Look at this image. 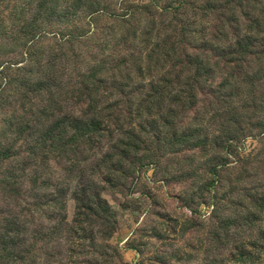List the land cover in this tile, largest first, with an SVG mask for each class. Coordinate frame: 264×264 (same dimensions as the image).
Returning a JSON list of instances; mask_svg holds the SVG:
<instances>
[{"label": "rangeland", "instance_id": "obj_1", "mask_svg": "<svg viewBox=\"0 0 264 264\" xmlns=\"http://www.w3.org/2000/svg\"><path fill=\"white\" fill-rule=\"evenodd\" d=\"M209 1L0 0V264H264V0Z\"/></svg>", "mask_w": 264, "mask_h": 264}, {"label": "trees", "instance_id": "obj_2", "mask_svg": "<svg viewBox=\"0 0 264 264\" xmlns=\"http://www.w3.org/2000/svg\"><path fill=\"white\" fill-rule=\"evenodd\" d=\"M178 1L180 2L179 6L181 9L184 7V5H186V3L190 2V1H194L195 4L199 1L205 2L206 5L211 4V2L209 0H178ZM186 25H188V24L187 23L182 24L183 29L186 28ZM186 33H188L187 37H190L192 35L190 33V31H188ZM218 33H219V31H218ZM212 34H214V33H212ZM235 39H236L235 40V45H236L235 48L236 49L237 48L243 49L245 45L242 43V39L240 38V36L235 37ZM189 47H190L191 51H193V53L191 54V52H189V51L185 52V50H183L182 52L185 55V57H187V58L184 61H182L181 63L178 62V64H176V66H178V67H180V66L183 67L182 69L185 70V72H187L189 75L192 73V70H190V67H193V68L195 67L196 68L195 73L197 75H200L201 73H199V72H201V70L206 69L207 67H210V66H217L220 64V61H213V59L210 58L209 55L200 59L201 56L196 53L198 51V48H193V50H192L191 46H189ZM178 49H179L178 45H176V52ZM183 54L180 53V51H179L176 54V57L180 58L179 55H183ZM215 57H217V56H215ZM11 248L12 247H10L9 249H11Z\"/></svg>", "mask_w": 264, "mask_h": 264}]
</instances>
